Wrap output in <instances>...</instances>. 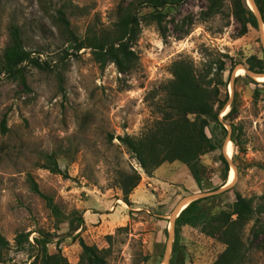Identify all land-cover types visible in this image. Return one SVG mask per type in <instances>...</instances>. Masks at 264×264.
Listing matches in <instances>:
<instances>
[{"label":"rangeland","instance_id":"obj_1","mask_svg":"<svg viewBox=\"0 0 264 264\" xmlns=\"http://www.w3.org/2000/svg\"><path fill=\"white\" fill-rule=\"evenodd\" d=\"M129 1L134 0H0V59L9 26L16 23L24 46L48 62L46 68L25 63V83L0 71V235L8 241L0 245V264H40L34 238L41 233L50 234L48 252L59 250L68 264L79 259L80 237L104 249L107 264H165L166 259L169 264L171 257L175 263L211 264L225 243L186 224L173 251L172 223L182 202L209 191L216 192L204 202L216 208L227 207L235 191L254 198L261 211L242 229L246 251L240 264H264V232L255 234L264 223V80L243 68L249 55L264 56L262 28L249 26L239 35L232 0L215 5L184 0L161 8L162 34L142 17L152 8L139 6V31L132 42L137 58L122 72L112 61L97 60L86 37L111 30L118 7ZM71 32L84 39L82 47L69 39ZM176 59L200 71L211 68L218 97H228L220 118L232 101L236 106L224 120L226 132L212 121L205 127L208 135L214 131L219 146L199 157L201 187L180 160L164 161L147 173L117 138L138 137L161 117L157 102L173 78L170 66ZM222 63L225 69L216 73ZM227 139L230 156L224 151ZM221 154L235 171L231 183L229 170L226 179L221 175ZM51 158L60 172L51 171ZM133 170L140 179L126 202L119 178ZM29 174L57 204V215L31 189ZM20 232L28 237L17 245Z\"/></svg>","mask_w":264,"mask_h":264},{"label":"trees","instance_id":"obj_2","mask_svg":"<svg viewBox=\"0 0 264 264\" xmlns=\"http://www.w3.org/2000/svg\"><path fill=\"white\" fill-rule=\"evenodd\" d=\"M184 0H134L129 1L125 6H119L117 20L111 30L100 34L93 33L86 37L87 43L92 47L93 53L99 61H112L119 71L130 70L136 61L137 55L132 49V42L139 31L140 17L139 6H148L152 11L142 15L148 21H154L162 34L165 26L162 25L161 8L165 5H178ZM215 5L217 0H211ZM264 23V0H254ZM232 12L239 23L238 34L247 32L249 26L258 28V18L244 0H232ZM64 21L65 18L61 16ZM69 39L76 42L75 47L80 48L85 43L84 39L71 32ZM30 63L35 67L46 68L48 62L38 55H33L27 49L22 40L20 27L16 23L9 26V39L5 45L0 59V71L6 76L19 79L25 83L24 64ZM247 68L257 73H264V56L258 57L251 54L246 58ZM234 64L228 68V78L234 71ZM216 73L225 69L220 64ZM173 78L164 85L165 95L157 102V108L162 113L144 133L138 137L130 135H117L127 148L137 158L141 167L150 173L151 169L157 167L164 161L180 160L185 163L198 185L201 187L203 181L202 165L200 155L215 150L219 145L211 135L205 131L210 121L214 122L226 132L224 120H226L236 109L234 101L222 118L220 112L224 108L228 97L220 99L218 83L212 85L210 77L211 68L200 71L186 59H176L170 66ZM248 76V74H245ZM240 76V75H236ZM235 77V78H236ZM232 125V123H230ZM1 128L4 130L5 121L1 120ZM238 143L235 139H232ZM50 158V157H49ZM221 175L226 179L229 169V162L224 154L220 156ZM50 169L53 172H60L55 159L51 158ZM229 170V173H228ZM140 175L137 171L121 172L119 185L123 193V200L129 202L128 195L137 185ZM30 186L33 191L40 194L46 200L47 206L57 215L59 208L51 197L42 193L32 176L29 174ZM225 181V180H224ZM228 181V178H227ZM226 181V183H227ZM225 183V184H226ZM224 184V182L222 183ZM221 184V185H222ZM218 188V187H216ZM208 196H202L186 204L174 220V245L176 250L178 237L183 225L200 227L205 233L218 237L225 243L224 250L211 264H240L245 255V245L242 240V229L244 225L254 218L256 211H261L253 204L252 196H244L235 191V199L227 206L216 208L204 202ZM257 219V218H256ZM82 222V217H79ZM264 232V223H259L255 231ZM28 237L27 232H20L15 236L16 244L20 245ZM35 242L40 246V264H68L66 257L60 251L50 253L47 250V243L51 241L49 233H41L35 237ZM81 252L76 264H107L104 249L93 244L86 243L79 238ZM8 241L0 235V245H7ZM1 261V257H0ZM169 264H186L184 261L175 263L173 258Z\"/></svg>","mask_w":264,"mask_h":264},{"label":"water","instance_id":"obj_3","mask_svg":"<svg viewBox=\"0 0 264 264\" xmlns=\"http://www.w3.org/2000/svg\"><path fill=\"white\" fill-rule=\"evenodd\" d=\"M249 1V3H250V8L252 9V10H254L255 11V13H256V15H257V18H258V25H259V27H263L264 26V23H263V20H262V18H261V14H260V11H259V9H258V7H257V5L255 4V2H254V0H248ZM242 67V66H241ZM244 69H245V71L249 74V75H251V76H253V77H255L256 75H264V73H257V72H254V71H252V70H249L247 67H243ZM221 189H223L222 187L221 188H219L218 190H221ZM217 190V191H218ZM213 192H216V191H209V192H203V193H201V194H194V195H192L191 197H190V199L186 202V204H188L190 201H192V200H194V199H197V198H199V197H202V196H205V195H208V194H210V193H213ZM182 209V208H181ZM181 209L180 210H176L175 212H173V214H172V223L174 224V220H175V218H176V216L179 214V212L181 211ZM167 263V259L165 260V264Z\"/></svg>","mask_w":264,"mask_h":264},{"label":"bare ground","instance_id":"obj_4","mask_svg":"<svg viewBox=\"0 0 264 264\" xmlns=\"http://www.w3.org/2000/svg\"><path fill=\"white\" fill-rule=\"evenodd\" d=\"M264 33V26L262 27V34ZM243 70L242 67H238L237 68V73H241V71ZM258 80H264V75H256L255 76ZM224 151H225V154L226 155H231L232 153V142L230 139H227L226 140V144L224 146ZM235 179V171L234 169L232 168L230 170V179H229V183H231L233 180ZM229 183L225 184V185H228ZM186 202H182V204H184L182 207H179L177 210H180L181 208H183L185 205H186Z\"/></svg>","mask_w":264,"mask_h":264}]
</instances>
